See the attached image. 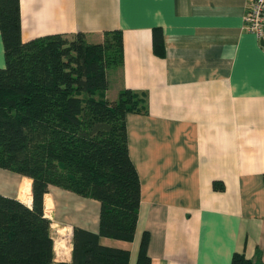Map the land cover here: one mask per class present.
Listing matches in <instances>:
<instances>
[{
    "label": "crops",
    "instance_id": "obj_1",
    "mask_svg": "<svg viewBox=\"0 0 264 264\" xmlns=\"http://www.w3.org/2000/svg\"><path fill=\"white\" fill-rule=\"evenodd\" d=\"M248 1L20 0L22 40L122 31L123 61L108 71L106 95L117 97L111 81L116 94H146L147 111L126 115L140 199L133 238L99 242L127 249L130 264L144 232L150 264H231L234 252L264 263V33L245 28ZM0 194L31 207V178L0 167ZM99 211L98 199L49 184L55 260H71L73 226L98 231Z\"/></svg>",
    "mask_w": 264,
    "mask_h": 264
},
{
    "label": "trees",
    "instance_id": "obj_2",
    "mask_svg": "<svg viewBox=\"0 0 264 264\" xmlns=\"http://www.w3.org/2000/svg\"><path fill=\"white\" fill-rule=\"evenodd\" d=\"M20 20V0H0V167L29 176L32 194L31 207L0 194V264H130L127 249L99 242L133 238L140 199L126 115L147 111L146 94L122 87L115 99L106 95L108 71L123 61L122 31L104 30L99 41L80 30L22 40ZM153 46L161 53L160 27ZM49 184L100 201L97 232L73 226L70 261L54 259L43 212ZM147 239L144 232L136 264H150ZM231 264L254 262L234 252Z\"/></svg>",
    "mask_w": 264,
    "mask_h": 264
},
{
    "label": "built area",
    "instance_id": "obj_3",
    "mask_svg": "<svg viewBox=\"0 0 264 264\" xmlns=\"http://www.w3.org/2000/svg\"><path fill=\"white\" fill-rule=\"evenodd\" d=\"M243 23L247 30L258 37L264 33V0H249L243 14Z\"/></svg>",
    "mask_w": 264,
    "mask_h": 264
},
{
    "label": "rangeland",
    "instance_id": "obj_4",
    "mask_svg": "<svg viewBox=\"0 0 264 264\" xmlns=\"http://www.w3.org/2000/svg\"><path fill=\"white\" fill-rule=\"evenodd\" d=\"M1 51H2V53H1ZM3 53H4V51H3V46H2V47H0V55L1 54L3 55ZM4 55H3V57H4ZM4 61H5V57H4ZM0 66H2V65H0ZM111 84H112V87H110V89L108 91V96L110 98H115L117 96V94H118V93L116 94V91L114 90V87H113V86H115V82L111 81Z\"/></svg>",
    "mask_w": 264,
    "mask_h": 264
}]
</instances>
